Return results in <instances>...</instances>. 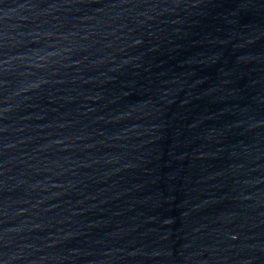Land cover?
I'll return each mask as SVG.
<instances>
[{"label":"water","instance_id":"95a60500","mask_svg":"<svg viewBox=\"0 0 264 264\" xmlns=\"http://www.w3.org/2000/svg\"><path fill=\"white\" fill-rule=\"evenodd\" d=\"M0 264H264V0H0Z\"/></svg>","mask_w":264,"mask_h":264}]
</instances>
